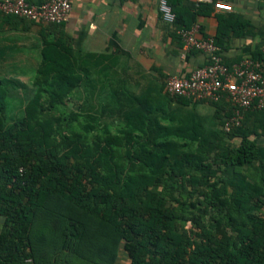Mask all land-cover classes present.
<instances>
[{"label":"trees","instance_id":"obj_1","mask_svg":"<svg viewBox=\"0 0 264 264\" xmlns=\"http://www.w3.org/2000/svg\"><path fill=\"white\" fill-rule=\"evenodd\" d=\"M167 1L177 27L213 9ZM219 20L221 52L230 31L251 27L240 14ZM42 54L16 119L0 80V264H116L121 245L130 264H264V108L251 109L259 127L230 131L227 100L167 93L166 109L129 96L72 110L83 81L73 50L47 39Z\"/></svg>","mask_w":264,"mask_h":264},{"label":"crops","instance_id":"obj_2","mask_svg":"<svg viewBox=\"0 0 264 264\" xmlns=\"http://www.w3.org/2000/svg\"><path fill=\"white\" fill-rule=\"evenodd\" d=\"M31 1L40 4L45 0ZM191 1L212 2V11L198 15L196 20L202 36L216 37L220 16L240 14L251 22L245 34L230 31V36L225 37L222 49L225 61L235 62L253 53H262L264 0ZM71 3L69 18L62 24L0 13V80L8 90L9 107L16 106L22 113V108L34 95V82L47 39L61 41L73 50L75 63L83 76L67 104L74 103L96 112L107 100L123 101L129 96L144 98L149 105L166 109V79L172 75L189 76L207 61L201 51L183 52L177 25L164 20L158 0H71ZM177 105L180 104L174 100L173 106ZM195 107L202 114L210 115L215 111L209 102L195 103ZM244 120L251 127H259L257 114L251 109L243 111ZM261 130L259 128V132ZM258 142L264 146V134L258 136ZM0 216L1 231L5 217ZM124 258L131 263L121 245L116 264Z\"/></svg>","mask_w":264,"mask_h":264},{"label":"built area","instance_id":"obj_3","mask_svg":"<svg viewBox=\"0 0 264 264\" xmlns=\"http://www.w3.org/2000/svg\"><path fill=\"white\" fill-rule=\"evenodd\" d=\"M158 1L164 20L175 24L176 13L168 1ZM217 5L230 8L224 4ZM71 10V0H45L40 4L31 0H0L1 14L52 24L66 22ZM176 32L183 41L184 53L201 51L207 61L189 76H169L165 82V90L169 95L194 101H229L232 113L223 126L226 131L241 125L243 111L264 108V47L262 54L257 57L250 55L229 64L215 38L200 35L198 23L190 27H177ZM27 261L34 264L31 258Z\"/></svg>","mask_w":264,"mask_h":264},{"label":"rangeland","instance_id":"obj_4","mask_svg":"<svg viewBox=\"0 0 264 264\" xmlns=\"http://www.w3.org/2000/svg\"><path fill=\"white\" fill-rule=\"evenodd\" d=\"M68 109L77 110V105H75L74 103L73 104L72 103L68 104ZM18 110H19V108L16 109V106H10L9 109H8L10 118L16 119L19 116H21L22 113L20 111H18ZM223 126H224V124H221L222 128H223ZM240 140H241L240 138H236L235 142L239 143ZM1 219H2V217L0 216V227L2 225V223H1L2 220ZM120 264H130V262H129L128 259L124 258V259H121Z\"/></svg>","mask_w":264,"mask_h":264}]
</instances>
